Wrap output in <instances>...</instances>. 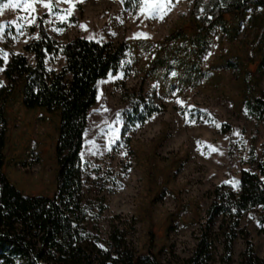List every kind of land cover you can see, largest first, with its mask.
<instances>
[{
	"label": "rangeland",
	"instance_id": "rangeland-1",
	"mask_svg": "<svg viewBox=\"0 0 264 264\" xmlns=\"http://www.w3.org/2000/svg\"><path fill=\"white\" fill-rule=\"evenodd\" d=\"M123 1L0 0V85L13 54L33 64L23 46L41 29L59 42L83 37L127 45L117 71L98 81L88 111L83 191H90L98 172L110 175L102 192L106 209L97 217L102 236L119 216L133 224L127 240L135 254L150 249L164 263L171 252L190 254L211 192L217 186L238 191L240 171L261 154L264 121L251 118L243 101L264 91V7L225 14L223 22L198 33L195 0H165L169 10L162 19L148 18L147 8L141 12L140 4L152 0H137L129 9ZM64 64L60 53L46 56L47 71ZM126 93L152 99L163 110L124 130ZM4 118L8 182L23 195L52 197L58 110L25 108L20 85L4 104ZM240 225L264 258L254 212H243ZM243 249L237 237L232 264H239Z\"/></svg>",
	"mask_w": 264,
	"mask_h": 264
},
{
	"label": "trees",
	"instance_id": "trees-1",
	"mask_svg": "<svg viewBox=\"0 0 264 264\" xmlns=\"http://www.w3.org/2000/svg\"><path fill=\"white\" fill-rule=\"evenodd\" d=\"M136 2L124 0L123 4L129 9ZM251 6L264 7V0H195L196 30L201 33L214 23L223 22L225 14ZM23 50L32 54L33 64L24 54H13L3 69L5 83L0 85V264H232L237 237L244 243L239 264H264V258L254 250L249 232L240 225L242 213L252 211L264 233V143L260 156L251 157L250 168L240 171L238 191L217 186L211 192V202L187 257L171 252L160 263L150 249L137 256L127 240L132 223L121 222L115 216L106 237L102 236L97 217L106 209L102 192L112 178L98 172L85 194L81 163L87 116L96 102L97 83L117 71L127 45L83 37L59 42L41 29ZM58 53L65 58L64 66L47 71L46 56ZM263 66L264 59L259 68ZM20 85L25 108L59 112L55 146L58 170L52 197L21 194L2 170L4 104ZM126 99L129 108L124 130L163 110L141 95L126 93ZM243 106L256 122L264 121L263 90L245 98Z\"/></svg>",
	"mask_w": 264,
	"mask_h": 264
},
{
	"label": "snow or ice",
	"instance_id": "snow-or-ice-1",
	"mask_svg": "<svg viewBox=\"0 0 264 264\" xmlns=\"http://www.w3.org/2000/svg\"><path fill=\"white\" fill-rule=\"evenodd\" d=\"M11 6L12 7H19V4H13ZM25 6L31 7V5H25ZM146 8L148 9V13H147L148 18H157V19H162L163 15H165L167 10H169V7L166 5L165 0H152L151 3L146 2V3L140 4L141 12H144ZM81 27L83 28L85 26L81 25ZM140 35L146 36L147 34H140ZM186 122H188V121H186Z\"/></svg>",
	"mask_w": 264,
	"mask_h": 264
}]
</instances>
